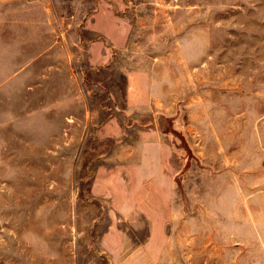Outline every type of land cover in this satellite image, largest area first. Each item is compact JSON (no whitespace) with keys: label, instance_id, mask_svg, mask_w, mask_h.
I'll return each instance as SVG.
<instances>
[{"label":"rangeland","instance_id":"obj_1","mask_svg":"<svg viewBox=\"0 0 264 264\" xmlns=\"http://www.w3.org/2000/svg\"><path fill=\"white\" fill-rule=\"evenodd\" d=\"M0 264H264V0H0Z\"/></svg>","mask_w":264,"mask_h":264}]
</instances>
